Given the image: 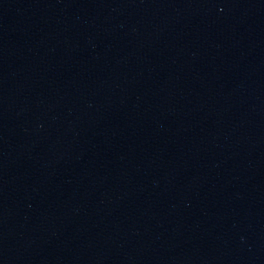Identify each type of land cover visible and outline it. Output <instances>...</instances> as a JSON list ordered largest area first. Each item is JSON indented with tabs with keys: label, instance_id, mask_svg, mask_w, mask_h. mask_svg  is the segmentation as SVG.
Returning <instances> with one entry per match:
<instances>
[{
	"label": "water",
	"instance_id": "1",
	"mask_svg": "<svg viewBox=\"0 0 264 264\" xmlns=\"http://www.w3.org/2000/svg\"><path fill=\"white\" fill-rule=\"evenodd\" d=\"M0 264H264V0H0Z\"/></svg>",
	"mask_w": 264,
	"mask_h": 264
}]
</instances>
